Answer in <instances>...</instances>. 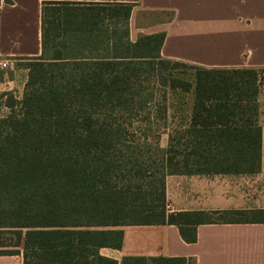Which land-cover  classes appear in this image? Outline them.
I'll return each instance as SVG.
<instances>
[{
	"label": "trees",
	"instance_id": "16d2710c",
	"mask_svg": "<svg viewBox=\"0 0 264 264\" xmlns=\"http://www.w3.org/2000/svg\"><path fill=\"white\" fill-rule=\"evenodd\" d=\"M83 5L43 4L42 55L30 66L20 109L9 104L0 117V256L119 264L100 250H121L126 226L175 225L192 244L200 225L264 223V211L168 213L165 194L171 175L260 172L262 70L162 59L163 33L131 40L129 2L106 6L115 8L116 26L94 36L98 21L89 26L71 8ZM178 66L193 70L191 83L170 75ZM167 88L191 92L192 104L187 127L170 133L163 149L157 120ZM127 133L138 138L125 143ZM120 264L195 262L125 257Z\"/></svg>",
	"mask_w": 264,
	"mask_h": 264
},
{
	"label": "crops",
	"instance_id": "0c3cea01",
	"mask_svg": "<svg viewBox=\"0 0 264 264\" xmlns=\"http://www.w3.org/2000/svg\"><path fill=\"white\" fill-rule=\"evenodd\" d=\"M45 2L101 7L129 2L134 6L131 40L163 33L162 59L202 68L264 70V0H1L0 59L13 66L42 55ZM4 82L12 89L16 86L15 80ZM259 103L262 110L261 97ZM165 194L168 213L264 211V126L259 173L171 175L165 179ZM123 230L121 250H100L119 264L125 257L264 264V223L200 225L192 244L182 239L175 225L126 226ZM20 257L0 256V264H23Z\"/></svg>",
	"mask_w": 264,
	"mask_h": 264
},
{
	"label": "rangeland",
	"instance_id": "374dc122",
	"mask_svg": "<svg viewBox=\"0 0 264 264\" xmlns=\"http://www.w3.org/2000/svg\"><path fill=\"white\" fill-rule=\"evenodd\" d=\"M71 8L76 10L75 14L82 16L80 17V21L87 22L89 26H93V24L98 21V24L96 25L94 30V36L103 37L107 32L111 33L113 31L112 29L116 26L117 20L113 18L115 9L114 7L83 5L73 6ZM56 44H58V42H56ZM89 49L91 50L92 48ZM95 53V51H89V54L94 55ZM0 61L9 62V60L6 59H0ZM32 63H34L33 59L27 62H14L13 66H9L8 68L0 67V117L6 116L8 112L10 114L11 110L8 107L9 104L15 105L16 111L20 109L18 103H20V101H22L24 97L26 86L29 81L30 66L32 65ZM170 75H172L176 79L188 81L191 83L193 80L194 72L193 70L178 66L174 69H171ZM4 80L7 81V83L10 80H15V88L12 89V87L14 86L5 84ZM258 89V102L259 97H261L262 101V110L261 106L259 107V123L261 126H264V70L259 71L258 74ZM191 103V92L183 93L179 90L171 91L167 88L165 101L163 102L165 111L164 113L160 114L157 120V125L159 128L158 130L160 134L158 145L160 148L166 149L168 147L170 133H172L176 129L187 127L191 111ZM137 138L138 137L136 135L127 133L123 137V142L129 144ZM150 162V165L152 167H157L158 164H160V158L154 157Z\"/></svg>",
	"mask_w": 264,
	"mask_h": 264
},
{
	"label": "built area",
	"instance_id": "2783aa9c",
	"mask_svg": "<svg viewBox=\"0 0 264 264\" xmlns=\"http://www.w3.org/2000/svg\"><path fill=\"white\" fill-rule=\"evenodd\" d=\"M9 66H11L10 61L9 62L8 61H0V67L1 68H8Z\"/></svg>",
	"mask_w": 264,
	"mask_h": 264
}]
</instances>
